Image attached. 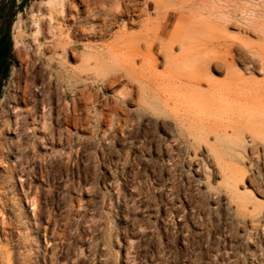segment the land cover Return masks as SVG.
Masks as SVG:
<instances>
[{"label":"rangeland","instance_id":"1","mask_svg":"<svg viewBox=\"0 0 264 264\" xmlns=\"http://www.w3.org/2000/svg\"><path fill=\"white\" fill-rule=\"evenodd\" d=\"M24 1L11 26L9 71L0 77V149L18 173L4 213L5 233L0 217V264H264V232L245 230L228 199L210 191L218 183L214 170L203 151L184 143L170 118L157 117L150 105L136 108L137 94L128 86L122 61L108 60L103 68L102 61L98 66L93 61L88 85L72 84L60 64L62 52L50 50L47 33L44 55L31 37L33 14L40 15L47 0ZM121 2V8L148 5ZM231 2L221 0V8ZM72 9L68 13L76 16ZM4 13L0 8V20ZM149 13L154 17L155 5ZM19 14L28 33L20 58L13 47ZM127 19L110 20L104 36L87 41L73 36L79 46L68 51L69 69L80 67L85 43L100 49L112 45L122 29L138 33L147 17L136 18L135 26L121 22ZM177 19L170 18L163 41H171ZM113 73L118 82L105 85ZM27 85L30 97L18 99ZM124 91L133 92L129 105L119 98ZM115 107L124 110L112 116ZM4 128L9 130L3 134ZM196 165L202 167L197 173ZM3 173L0 168V177Z\"/></svg>","mask_w":264,"mask_h":264},{"label":"bare ground","instance_id":"2","mask_svg":"<svg viewBox=\"0 0 264 264\" xmlns=\"http://www.w3.org/2000/svg\"><path fill=\"white\" fill-rule=\"evenodd\" d=\"M73 1L47 0L40 15L33 14L31 37L38 45L37 53L44 55L48 42L50 50L62 52L60 64L66 69L70 82L85 86L89 82V72L101 61L102 64L108 60L122 61L128 86H133L137 94L136 108L142 110L144 104L150 105L157 117L170 118L184 143L196 153L203 151L214 170L218 183L217 187L210 186V191L222 193L228 199L235 218L245 230L264 232L262 0H239L243 4H235L238 1L232 0L234 3L231 2L228 8H221V0H146L148 5L144 9L138 8L137 2L133 7L125 5L121 8V0H111L112 5L106 0H78L80 6L86 7L82 12ZM105 4L109 6L105 7ZM151 5H155L154 17L149 13ZM70 8H74L76 16L68 13ZM175 14L178 19L171 41L165 42L161 37L169 34L170 18ZM124 15L128 17L127 21H121L125 25L135 26L136 18L142 16L147 19L139 24L138 33L122 29L115 35L114 44L102 49L85 43L86 52L81 54L80 67L69 69L68 51L79 46L73 36L86 41L89 37L102 36L110 26V20ZM67 22H72V27ZM45 32L48 37L42 42ZM27 36L23 14H19L13 29L14 52L18 58L27 51L24 44ZM156 47L164 55L162 63L153 52ZM93 61L99 63L93 67ZM137 61L141 62L140 66ZM50 64L49 69L53 71V61ZM159 67L163 70L160 71ZM110 75L114 76L103 83L113 86L118 78L114 73ZM31 93L30 85H27L18 99L28 100ZM64 93L68 96L67 90ZM116 95H121L122 104L129 105L133 92ZM121 107L113 108L115 114L112 116L124 110ZM6 130L9 128H4L2 133ZM199 165H196V173L201 171ZM202 166L208 171L207 165ZM0 168L4 172L0 177V217L1 229L5 233L8 222L4 213L10 209L8 195L18 173L2 149ZM249 173L254 178L251 179Z\"/></svg>","mask_w":264,"mask_h":264},{"label":"flooded vegetation","instance_id":"3","mask_svg":"<svg viewBox=\"0 0 264 264\" xmlns=\"http://www.w3.org/2000/svg\"><path fill=\"white\" fill-rule=\"evenodd\" d=\"M21 1L0 0V8H5L4 18L3 20H0V54L4 50V45L8 46L9 41L11 40V26L16 8H23V4L25 3L24 0ZM2 62H6V59Z\"/></svg>","mask_w":264,"mask_h":264},{"label":"trees","instance_id":"4","mask_svg":"<svg viewBox=\"0 0 264 264\" xmlns=\"http://www.w3.org/2000/svg\"><path fill=\"white\" fill-rule=\"evenodd\" d=\"M11 50H12V42L10 40L9 45L8 46L4 45V50L0 54V74L2 71L4 72V74H6L9 71V60L11 58ZM4 59H6V62H2Z\"/></svg>","mask_w":264,"mask_h":264},{"label":"crops","instance_id":"5","mask_svg":"<svg viewBox=\"0 0 264 264\" xmlns=\"http://www.w3.org/2000/svg\"><path fill=\"white\" fill-rule=\"evenodd\" d=\"M3 74H4V72L2 71V72H1V74H0V77H2V76H3Z\"/></svg>","mask_w":264,"mask_h":264},{"label":"water","instance_id":"6","mask_svg":"<svg viewBox=\"0 0 264 264\" xmlns=\"http://www.w3.org/2000/svg\"><path fill=\"white\" fill-rule=\"evenodd\" d=\"M12 9V8H11Z\"/></svg>","mask_w":264,"mask_h":264}]
</instances>
